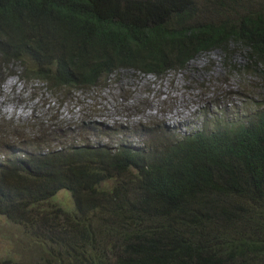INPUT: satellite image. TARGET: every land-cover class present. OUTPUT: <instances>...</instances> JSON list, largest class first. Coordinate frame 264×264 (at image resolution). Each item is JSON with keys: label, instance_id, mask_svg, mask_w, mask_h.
<instances>
[{"label": "trees", "instance_id": "obj_1", "mask_svg": "<svg viewBox=\"0 0 264 264\" xmlns=\"http://www.w3.org/2000/svg\"><path fill=\"white\" fill-rule=\"evenodd\" d=\"M237 48L264 78V0H0V64L55 93ZM20 126L0 139V216L36 249L0 264H264V104L136 144Z\"/></svg>", "mask_w": 264, "mask_h": 264}, {"label": "rangeland", "instance_id": "obj_2", "mask_svg": "<svg viewBox=\"0 0 264 264\" xmlns=\"http://www.w3.org/2000/svg\"><path fill=\"white\" fill-rule=\"evenodd\" d=\"M246 64L240 48L227 56L212 50L192 59L184 70L158 76L121 69L102 85L65 93L24 80L18 65L0 64V139L8 140L12 123L21 125L19 130L27 127V137L31 130L45 128L56 132L54 139L111 143L123 134L134 144L149 129L181 134L211 129L264 104V78L246 73ZM53 202L73 206L67 191H60ZM13 245L21 249L16 256H31L36 249L17 225L0 216V258H7Z\"/></svg>", "mask_w": 264, "mask_h": 264}]
</instances>
